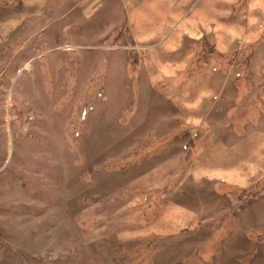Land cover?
<instances>
[{
    "label": "rangeland",
    "instance_id": "374dc122",
    "mask_svg": "<svg viewBox=\"0 0 264 264\" xmlns=\"http://www.w3.org/2000/svg\"><path fill=\"white\" fill-rule=\"evenodd\" d=\"M0 264H264V0H0Z\"/></svg>",
    "mask_w": 264,
    "mask_h": 264
}]
</instances>
